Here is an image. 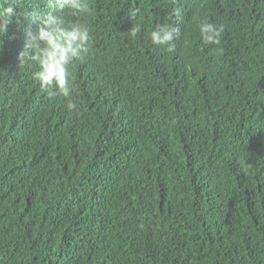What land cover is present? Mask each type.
Segmentation results:
<instances>
[{"label": "trees", "instance_id": "16d2710c", "mask_svg": "<svg viewBox=\"0 0 264 264\" xmlns=\"http://www.w3.org/2000/svg\"><path fill=\"white\" fill-rule=\"evenodd\" d=\"M89 4L70 98L21 64L36 24L0 35V264H264V0Z\"/></svg>", "mask_w": 264, "mask_h": 264}, {"label": "clouds", "instance_id": "9594fccd", "mask_svg": "<svg viewBox=\"0 0 264 264\" xmlns=\"http://www.w3.org/2000/svg\"><path fill=\"white\" fill-rule=\"evenodd\" d=\"M45 11L30 5L23 8L25 0H0V35L8 32L9 25L14 21L21 23V18L30 24H36L34 30L26 33V41L19 53L21 64L28 63L38 66L33 79L39 82L40 88L50 98L57 95L70 98L76 90L71 69L77 62H83L91 47L90 28L83 22H75L71 18H79L90 14L92 9L89 0H43ZM21 9V11H17ZM135 18L138 10H133ZM174 15L179 16L176 8ZM199 32L204 44H219L224 25L203 20L199 23ZM142 26L135 24L129 30V36L135 39ZM153 45L173 53L175 41L180 38V29L167 23H157L148 34ZM68 110L75 111L77 103L69 100Z\"/></svg>", "mask_w": 264, "mask_h": 264}]
</instances>
